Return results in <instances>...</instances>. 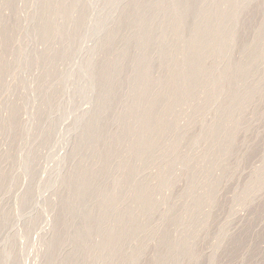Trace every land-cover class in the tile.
Masks as SVG:
<instances>
[{
  "label": "rangeland",
  "instance_id": "1",
  "mask_svg": "<svg viewBox=\"0 0 264 264\" xmlns=\"http://www.w3.org/2000/svg\"><path fill=\"white\" fill-rule=\"evenodd\" d=\"M173 1L183 0H0V264H264V0L246 24L242 45L250 52L245 58L240 46V72L232 65L239 47L223 41L242 0H193L181 29L169 13ZM192 28L206 33L178 71L177 53L193 48L179 38ZM224 67L242 80L230 76L222 93L216 84ZM193 69L200 73L176 94L167 77L180 81ZM137 87L146 94L137 96ZM150 101L156 106L144 113L163 115L152 131L140 120L134 126L128 109ZM219 150L234 153L227 160ZM204 194L221 203L208 205Z\"/></svg>",
  "mask_w": 264,
  "mask_h": 264
},
{
  "label": "bare ground",
  "instance_id": "2",
  "mask_svg": "<svg viewBox=\"0 0 264 264\" xmlns=\"http://www.w3.org/2000/svg\"><path fill=\"white\" fill-rule=\"evenodd\" d=\"M192 2H193V0H183V1H179V2H175V1H173V3H172V6H171V8H169V13L170 14H173V16L176 18V21H177V25H178V29H181L182 27H184V26H186L187 25V23H188V20H189V18H190V16H191V14H192V10H190L189 8H190V6H191V4H192ZM75 4V3H74ZM129 6H131V5H129ZM134 7V6H133ZM259 7V0H242V3H241V11L240 12H238V14H236L235 16H234V18L232 19L233 20V27H232V29H231V32H230V34H229V36L223 41V44H228L229 45V47L230 48H237V47H239V50L238 49H235V50H233V51H236L237 52V50H238V54H239V52H240V50H242L243 51V46H245V45H242V43H243V39H245L244 37H245V34H247V27H246V24H247V22H248V20H249V18H251V16L254 14V12H255V8H258ZM135 8V7H134ZM131 9V8H130ZM123 10H125V9H123ZM121 11V12H124V11ZM127 10H129V7H128V9L126 8V12H127ZM131 10H133V8L131 9ZM130 11V10H129ZM129 11H128V13H129ZM132 12V11H131ZM127 13V14H128ZM123 14V13H122ZM124 15L125 14H123V15H121V16H123L124 17ZM129 15V14H128ZM127 15V16H128ZM120 16V17H121ZM119 17V18H120ZM119 20V19H118ZM121 20V19H120ZM228 24L229 23H227V22H223L222 24H221V26H220V30L221 31H225L226 29H227V27H228ZM102 28H105V27H102ZM101 28V29H102ZM109 28V27H108ZM100 29V30H101ZM113 29V28H112ZM111 29V30H112ZM104 31L103 32H106L107 30L109 31L110 29H107L106 28V30L105 29H103ZM110 30V31H111ZM109 31V32H110ZM115 31V30H114ZM114 31H112V33L113 34H115L114 33ZM111 33V32H110ZM111 33V34H112ZM206 32L204 31V30H201V29H198V28H192L191 30H190V32H189V34L188 35H183V36H181L180 38H179V42H181L182 44H187L186 42H188V43H190V44H192L193 45V48L190 50H186V49H183L182 48V50H180L178 53H177V58H175V62L172 64V67L174 68H176V70H178V71H183V70H186V68H187V66H186V62L192 57V56H194V54H196L198 51H199V38H200V36H203L204 34H205ZM113 37V36H112ZM111 37V38H112ZM114 38V37H113ZM112 38V39H113ZM111 40V39H110ZM142 42L143 41H141V44H142ZM108 45H109V43H107ZM107 44H104V45H107ZM215 44H217L216 42H212L211 44H210V47L211 46H214ZM97 46L98 45H96V48H97ZM103 46V45H102ZM240 46H242L243 48L242 49H240ZM95 47V46H94ZM93 47V48H94ZM246 47V46H245ZM93 48H92V50H93ZM99 46H98V50H99ZM102 48V47H101ZM106 48V47H105ZM247 49H249V48H244V53H245V58L247 57L246 55L248 54L247 52H250V50L249 51H247ZM245 50L247 51V52H245ZM95 52V51H94ZM235 52V53H236ZM243 52H241V53H243ZM241 55V56H240ZM233 56V55H232ZM232 56H231V58H232ZM239 56H240V58L238 57V55H237V57H238V60H236L235 59V62H236V65H235V63L234 62H232V65L234 64V67H238L239 65H241V64H239V61H241V60H244L243 59V56H244V54L242 55V54H239ZM234 58L236 57V55L235 56H233ZM122 59H123V56L121 57ZM92 59V58H91ZM228 59H230V58H228ZM227 59V60H228ZM113 60H116L117 61V59H113ZM124 60V59H123ZM233 61H234V59H232ZM231 59L230 60H228V61H232ZM246 60V59H245ZM92 62H93V60H91ZM91 61H88V63H90ZM115 61V62H116ZM118 61H119V59H118ZM117 61V62H118ZM227 61V63H228V65H229V62ZM244 62V61H243ZM242 62V63H243ZM111 63H113V61L111 62ZM149 63H150V61H149ZM226 63V62H225ZM90 64H93V63H90ZM231 64V63H230ZM227 65V66H228ZM89 66H91V67H93L92 65H89ZM230 66V65H229ZM242 66V65H241ZM88 67V66H87ZM86 67V68H87ZM91 67H88V68H91ZM240 67V66H239ZM238 67V72H240L241 71V67L239 68ZM234 68L232 67V70H233ZM237 69V68H236ZM86 70V69H85ZM248 71V70H247ZM87 72V71H86ZM92 72V71H91ZM89 73L91 76H90V80H92V79H94V80H96V77H97V74H96V76H95V78H94V75H95V73L93 74V72L92 73ZM188 72V74H185L184 76H183V78L180 80V81H176V79H175V75H174V73L173 72H171V74L167 77V80H166V82L167 83H174V87H175V92H176V94H177V92L179 91V89H181L183 86H185L186 84H188V82H190V80L192 79V77L193 76H197V74H199L200 72H198L197 70H195V69H193V70H188L187 71ZM232 72V73H231ZM235 72H237V70H233V71H231L230 70V68L229 67H227V68H225L224 67V69L222 70V72H221V74H220V78L218 79V83L216 84L217 85V89H219L218 90V92L221 90V92L223 93V91H225V85L227 84V81L228 80H230V79H228L230 76H234V75H236V77H238V75H240V74H238V72L237 73H235ZM88 73V72H87ZM230 73L232 74V75H230ZM234 73V74H233ZM242 73V72H241ZM119 74V73H118ZM120 75H121V73H120ZM152 75L151 74H149V73H146V77H148V78H150ZM243 75H241L240 77H242ZM118 77H119V75H118ZM231 78V77H230ZM239 78V77H238ZM244 78V77H243ZM240 79V78H239ZM94 80H92V81H94ZM242 79H240V81H241ZM229 82V81H228ZM239 82V81H238ZM237 82V80L235 81V83H238ZM232 82L230 81V84H231ZM234 83V84H235ZM234 84H231V85H233L234 86ZM239 84V83H238ZM240 85H241V82H240ZM232 86V87H233ZM238 86L239 85H237V89H238ZM232 87H230V88H232ZM138 89L136 90V92H134L135 94H137V96L138 95H143V94H146V92H147V89L146 88H144V87H137ZM201 88H203V87H201ZM236 88V87H235ZM136 89V88H135ZM200 89V88H199ZM134 90V89H133ZM203 90V89H202ZM213 90V89H212ZM212 90H211V92H212ZM215 90H216V88H215ZM238 90H240V87H239V89ZM238 90H236V92H239ZM253 90V89H252ZM257 90H259V89H257ZM260 90H262V89H260ZM206 91V90H205ZM205 91H204V93H205ZM217 91V90H216ZM227 91V90H226ZM254 91V90H253ZM199 92V91H198ZM213 92H214V90H213ZM221 92H220V94L219 95H221ZM250 92H251V90H250ZM254 92H256V91H254ZM260 92V91H259ZM258 92V93H259ZM264 92V90L263 91H261V93H263ZM119 92H115V95H119L118 94ZM207 93H208V91H207ZM235 93V92H234ZM247 93L248 92H246V94H245V96H247ZM252 93V92H251ZM131 94H133V93H131ZM198 94V93H197ZM200 94H201V92H200ZM199 94V95H200ZM217 94V93H216ZM225 94V93H224ZM232 94V93H231ZM236 94V93H235ZM235 94H233L234 96H237V94L235 95ZM260 94V93H259ZM264 94V93H263ZM262 94V95H263ZM213 95H215L214 93H213ZM226 95V94H225ZM261 95V96H262ZM202 96V95H201ZM206 96V95H205ZM218 96V95H217ZM248 96H249V98L251 99V96L249 95V93H248ZM247 96V97H248ZM261 96H257V94H256V96H255V94H254V97L256 98V97H261ZM264 96V95H263ZM131 97H132V95H131ZM133 97H134V95H133ZM132 97V98H133ZM200 97V96H199ZM198 97V98H199ZM204 97V95L202 96V98ZM208 97V96H207ZM212 97L213 96H210V98L212 99ZM135 98V97H134ZM201 98V99H202ZM215 97H213V99H214ZM218 98V97H217ZM216 98V100H218L219 99V101H218V103L220 104V103H222L224 100L222 99V97H221V99L223 100L222 102H220L221 101V99L220 98H218L217 99ZM227 98V97H226ZM244 98H246V97H244ZM249 98H247L248 100H249ZM252 98H253V95H252ZM254 98V99H255ZM174 99H175V95H174V97L173 96H171L170 95V97H168V99L166 100V101H164V105H168V104H170L171 102H173L174 101ZM201 99H200V101H201ZM225 99V98H224ZM230 99V98H229ZM235 98H233V100H234ZM247 99H245V100H247ZM216 100H214V102H216ZM228 101H229V103H228ZM230 101H232L231 99L230 100H227L226 99V102L230 105ZM226 102L224 101V104H226ZM217 103V102H216ZM215 103V104H216ZM231 103H233V102H231ZM217 105V109H218V106L220 107V106H222L223 104H221V105ZM227 104V105H228ZM229 105L227 106V108L229 107ZM156 106V101H150V103H147V104H145L143 107H142V109H133V108H131V107H128V109H132V113L134 114V115H132V118H133V116H134V120H135V124H134V126H136V120H140L139 122H140V124H138V126H141V124H144L143 125V130H144V128H146V130L148 129V131L150 130L149 128L151 127V128H153V126H155L157 123H159V121H162V119L160 120V118H162L161 116H163V115H161V114H159V113H156V114H154V115H152V116H148L147 114H145L144 113V111H146V110H148V109H152V108H154ZM231 106V105H230ZM220 108H222V107H220ZM224 108H225V105H224ZM240 108H242L241 106H240ZM243 108H244V106H243ZM242 108V109H243ZM241 109V110H242ZM219 110V109H218ZM223 111H224V109H223ZM174 112V111H173ZM172 112V113H173ZM171 114V113H170ZM175 114V113H174ZM173 115V114H172ZM187 116H189V115H187ZM137 117V118H136ZM142 117H144L145 118V120H147V119H149L148 121H146L145 123L141 120V118ZM173 117H174V115H173ZM193 117V116H192ZM170 118H172L171 117V115H170ZM189 118H191V117H189ZM164 119V118H163ZM167 119H168V117H167ZM238 119H239V116H238ZM169 120V119H168ZM172 120H175V119H173L172 118ZM184 120V119H183ZM187 120H189V119H186V121ZM230 120V119H229ZM232 120V119H231ZM235 120V119H234ZM234 120H232L231 121V123L234 121ZM132 121H133V119H132ZM150 121V122H149ZM185 121V122H186ZM190 121V120H189ZM187 122V123H189L190 124V122ZM148 122V123H147ZM165 122V121H164ZM170 122V121H169ZM194 121H192V123L189 125V127L190 126H192V124H194L193 123ZM229 122V121H228ZM235 122H237V121H235ZM235 122H234V124H235ZM239 122H240V120H239ZM187 123H184V124H186V125H188ZM132 124V125H133ZM183 124V123H182ZM239 123H237V125H238ZM151 125H153V126H151ZM158 125V124H157ZM156 125V126H157ZM186 125H184V126H186ZM133 127V126H132ZM133 129V128H132ZM136 129H138L137 127H136ZM140 129V128H139ZM155 129V128H154ZM188 129V128H187ZM145 130V131H146ZM134 131H135V129H134ZM150 131H152V130H150ZM133 133V132H132ZM236 133H238V130H237V132ZM212 135V134H211ZM235 135V134H234ZM81 136V135H80ZM135 136V135H134ZM213 137H214V135H212ZM82 137V136H81ZM137 137V136H136ZM184 137H186L185 135H184ZM211 137V136H210ZM234 137V138H233ZM235 137H237V134L235 135V136H232L231 138L232 139H236L237 140V138H235ZM182 138H183V136H182ZM231 138H230V140H231ZM94 139H96L95 137H94ZM145 139V138H144ZM148 139V138H147ZM151 140V139H150ZM149 140V141H150ZM183 140H185V139H183ZM235 140V141H236ZM92 141H94V140H92ZM147 141V140H146ZM230 143H231V141H229ZM229 142H228V144H229ZM144 143V142H143ZM151 143V142H150ZM150 143H149V145H150ZM179 143V142H178ZM178 143H176V144H178ZM232 143H235L234 141H232ZM174 144V143H173ZM238 144V143H237ZM245 144V143H244ZM134 145V144H133ZM145 145H147V144H145ZM152 145V144H151ZM154 145V144H153ZM175 145V144H174ZM182 145V144H181ZM180 145V146H181ZM219 145V144H218ZM222 145H224L223 143H222ZM230 145V144H229ZM229 145H228V147H229ZM233 145V144H232ZM243 145V144H242ZM250 144H248V145H245V146H249ZM141 146V145H140ZM180 146H177V149L176 150H174V151H178V148L180 147ZM215 146H217V145H215ZM221 146V143H220V145L218 146V147H220ZM129 147H131L132 148V145H130ZM134 147V146H133ZM150 147V146H149ZM218 147H217V149H218ZM223 146H221L219 149H221ZM225 147V146H224ZM244 147V146H243ZM151 148V147H150ZM152 148H153V146H152ZM152 148H151V150H152ZM170 148V147H169ZM175 148V147H174ZM226 148V147H225ZM249 148V147H248ZM250 148H251V146H250ZM140 149V148H139ZM170 149H173V148H170ZM222 149H224V148H222ZM227 149H229V148H227ZM226 149V150H227ZM247 149V148H246ZM145 150V149H144ZM147 150H149V148L148 149H146V151ZM151 150H150V152H151ZM213 150L214 151H218V150H216V147H215V149H214V147H213ZM231 147H230V149H229V152L231 153ZM233 150H234V148H233ZM241 150H243L242 148H241ZM240 150V151H241ZM249 150V149H248ZM145 151V152H146ZM173 151V152H174ZM221 151H224V150H219V152H221ZM228 151V150H227ZM237 151H238V149H237ZM172 152V151H171ZM175 152V153H176ZM208 152V151H207ZM218 152V153H219ZM225 153H226V151H224ZM247 152V151H246ZM245 152V153H246ZM250 152V151H249ZM178 153V152H177ZM176 153V154H177ZM203 153H205V150H204V152ZM222 153V152H221ZM220 153V154H221ZM224 153V154H225ZM228 153V152H227ZM225 154V157H226V155H228V156H231L234 152H232V154ZM242 154L243 153V151H242V153H240L239 151L236 153V154ZM202 154V153H201ZM207 155L209 154V153H206ZM223 154V155H224ZM244 154V153H243ZM243 154L241 155V157H239V158H243L242 156H243ZM249 154V153H248ZM102 155V154H101ZM145 155H147V154H145ZM235 155V154H234ZM103 156V155H102ZM130 156H131V154H130ZM201 156V155H200ZM239 156V155H238ZM245 156V155H244ZM139 157V156H138ZM142 157V156H141ZM202 157H209V156H203V154H202ZM202 157H199V158H202ZM222 157V155H221V157H218L217 159H219L220 161H221V159L223 158V159H225L226 160V158H227V160L229 159V158H232V157ZM125 158V157H124ZM124 158H122V160H123V162H125L124 160H127L128 159V157H126L125 159ZM134 158V157H133ZM136 158V157H135ZM210 158H211V156H210ZM121 159V158H120ZM129 159H130V157H129ZM128 159V160H129ZM222 159V160H223ZM245 159V158H244ZM202 160H203V158H202ZM201 160V161H202ZM205 160H210V159H205L204 158V161ZM211 160H212V158H211ZM243 160V159H242ZM208 161H206V162H208ZM239 161H241V160H239ZM119 162H121V160L119 161ZM118 162V163H119ZM122 162V163H123ZM128 163L130 162H132V160L131 161H127ZM203 162V161H202ZM218 162V161H217ZM228 162V161H227ZM126 163V162H125ZM221 162H219V164H220ZM210 164H213L212 163V161H210V163H209V165ZM225 164H228V163H224L223 164V166L225 165ZM230 164V163H229ZM121 166H122V164H120ZM120 165H119V167H120ZM131 165V164H130ZM207 165H208V163H207ZM215 165H218V163H216ZM127 164H126V166H123V167H121V169H123L124 167L125 168H127ZM221 166V165H220ZM227 166V167H226ZM225 166V168H228L229 166L228 165H226ZM241 166V165H240ZM208 167V166H207ZM211 167H212V165H211ZM214 168L216 167V166H213ZM236 167V166H235ZM209 168V169H208ZM207 169V174H209V173H211L212 171H211V169L213 170V168H210V166L208 167ZM221 169L223 168V167H220ZM237 168H239L238 167V165H237V167H236V169ZM119 169V168H118ZM235 169V168H234ZM235 169V170H236ZM241 169V168H240ZM127 170V169H126ZM209 170L211 171V172H209ZM125 171V170H124ZM237 171V170H236ZM239 171V170H238ZM235 172V171H234ZM235 173H237V172H235ZM65 175V174H64ZM65 176H63V178H64ZM69 176H67V178H68ZM121 177V176H120ZM65 179V178H64ZM123 179H124V176H123ZM118 180V179H117ZM64 181V180H63ZM62 181V183L64 184L65 182H66V179H65V182H63ZM115 181V180H114ZM119 181V180H118ZM117 181V182H118ZM119 183L121 184L122 182H118L117 184L119 185ZM264 183V182H263ZM263 183H261L262 184V186L261 187H264L263 185ZM114 184V183H113ZM203 184V183H202ZM204 184H206V182L204 181ZM114 185H116V184H114ZM123 185V184H122ZM117 186V185H116ZM116 186H115V188H112L113 190L114 189H116ZM119 186H121V185H119ZM129 186V185H128ZM137 186V184H135V183H133L131 186H129L131 189H135V187ZM201 186H203L202 188H205V187H207V185H205V187H204V185H200V187ZM211 186H213V184L211 185ZM214 186H217L216 184L214 185ZM259 186V189H260V185H258ZM114 187V186H113ZM138 187V186H137ZM201 188V189H202ZM213 188H215V187H213ZM111 189V190H112ZM119 189V188H118ZM218 189V188H217ZM257 189H258V187H257ZM256 189V190H257ZM257 190V191H260V190ZM128 190H130V189H128ZM127 190V191H128ZM204 190V189H203ZM206 190V189H205ZM215 190V189H214ZM131 191L132 190H130V193H131ZM207 191V190H206ZM217 191V190H216ZM109 192V194H111V192L110 191H108ZM133 192V191H132ZM209 192V191H208ZM213 192V191H212ZM215 192V191H214ZM256 192V191H255ZM254 192V193H255ZM261 192V191H260ZM114 193V192H113ZM126 193H128V192H126ZM134 193V192H133ZM196 193V192H195ZM198 193V192H197ZM197 193H196V195H197ZM204 193H206L205 191H204ZM216 193V192H215ZM252 194V195H255V194ZM137 193L135 192V195H136ZM139 194V193H138ZM137 194V195H138ZM202 194V193H201ZM208 194V193H207ZM207 194H204L205 196L207 195ZM216 194H218V193H216ZM107 196H109L108 194H106ZM115 196L117 195V194H114ZM128 195V194H127ZM126 195V196H127ZM196 195H193V196H195V197H193V198H195L194 200H196L197 199V201L198 202H201V201H199L198 200V198L196 197ZM204 195H202V196H204ZM221 195V194H220ZM114 196V197H115ZM125 196V197H126ZM130 196V195H129ZM132 196V195H131ZM139 197L141 196V195H138ZM197 196H199L200 197V195H197ZM205 196H204V198H205ZM209 196H211V193H209ZM208 195H207V199H205V200H209L210 199V197H209ZM251 196V195H250ZM105 196H103V198H104ZM110 197H111V195H110ZM113 197V196H112ZM111 197V198H112ZM136 197V196H135ZM254 196H252V198H253ZM138 197H136V199H137ZM141 198V197H140ZM201 198V197H200ZM199 198V199H200ZM209 198V199H208ZM217 198H219V197H217ZM217 198H216V200H217ZM127 198H125V200H126ZM129 199V198H128ZM250 199H251V197H250ZM104 200H105V198H104ZM103 200V201H104ZM109 200V199H108ZM193 200V201H194ZM201 200V199H200ZM203 200V199H202ZM214 201V202H216L217 203V201L218 202H220L221 203V200H220V198L217 200V201H215L214 200V198L212 199L211 198V201ZM220 200V201H219ZM252 201H253V199H251ZM106 201H107V199H106ZM110 201V200H109ZM113 201V200H112ZM128 201V200H127ZM197 201H195V202H197ZM211 201L209 200L208 201V205L211 203ZM213 201H212V203H211V205H213ZM252 201H251V203H252ZM105 202V201H104ZM114 202V201H113ZM112 202V203H113ZM117 202V204H115V203H113V205L115 204V205H118V201H116ZM210 202V203H209ZM249 202V201H248ZM105 203H108V202H105ZM109 204H111V203H109ZM108 204V205H109ZM152 204V203H151ZM150 204V205H151ZM215 204V203H214ZM112 205V204H111ZM207 205V206H208ZM217 205H219L220 206V204H217ZM131 206V205H130ZM139 207H140V205H138ZM138 206H135V207H138ZM142 206V205H141ZM154 206V205H153ZM215 207H214V211H215V208H216V204L214 205ZM219 206H218V208H219ZM134 207V206H133ZM142 207H144V206H142ZM141 207V208H142ZM147 207V206H146ZM146 207H144V208H146ZM221 207V206H220ZM91 208V207H90ZM93 208V207H92ZM94 208H95V206H94ZM212 208H213V206H212ZM217 208V209H218ZM111 209H113L112 207H111ZM126 209H127V207H126ZM126 209H125V211H126ZM130 210H131V208H129ZM137 209V208H136ZM208 209H209V206H208ZM207 209V210H208ZM93 210V209H92ZM113 210H116L117 211V208H115V209H113ZM112 210V211H113ZM138 210V209H137ZM137 210H134V211H136V212H138ZM147 210H149V209H146V211L145 212H147ZM211 212H212V209H209ZM90 212H91V210H89ZM112 211H110L111 213H112ZM132 211V210H131ZM210 211H208V213L210 212ZM128 212H129V210H128ZM216 212V211H215ZM110 213V214H111ZM130 213V212H129ZM133 213H135V212H132V214ZM140 213V212H139ZM114 214V213H113ZM112 214V215H113ZM211 214V213H210ZM210 214H207V215H210ZM214 214V213H213ZM111 215V216H112ZM169 215V214H168ZM115 216V215H114ZM211 216H212V214H211ZM112 218V217H111ZM114 218V217H113ZM118 219L120 218L119 216L117 217ZM122 218V217H121ZM120 218V219H121ZM130 218H132V217H130ZM134 218V217H133ZM210 219V217H206V220L207 219ZM214 217H212V219L211 220H214L213 219ZM117 219V220H118ZM127 219H129V217L127 218ZM126 219V223H127V220ZM207 220V222H206V220H204V224H208V221H210V220ZM135 219H133V221H134ZM121 222L122 221H124V219L122 220H120ZM120 221H119V223H120ZM129 221H130V219H129ZM129 221H128V224H129ZM136 221H137V218H136ZM115 222H116V220H115ZM125 222V221H124ZM135 222V221H134ZM133 222V223H134ZM138 222V221H137ZM213 222V221H212ZM212 222H210V223H212ZM118 223V224H119ZM131 223H132V220H131ZM124 223H122V225H123ZM128 224H126L127 226H128ZM135 224V223H134ZM54 225H55V223H54ZM113 225H115V224H113ZM203 225V224H202ZM56 226V225H55ZM135 226H136V224H135ZM207 226V225H206ZM57 227V226H56ZM114 227V226H113ZM122 227V226H121ZM132 227V226H131ZM164 227V226H163ZM204 227V226H203ZM119 229H120V226L118 227ZM107 229H109V226H108V228ZM106 229V230H107ZM115 229V228H114ZM118 229V230H119ZM197 229V228H196ZM205 229V228H204ZM124 230H126V229H124ZM145 230V229H144ZM197 230H199V229H197ZM111 231H112V229H111ZM111 231H109V232H111ZM117 231V230H116ZM196 231V230H195ZM200 231V230H199ZM114 233H115V230L113 231ZM119 232V231H118ZM198 231H196V233H197ZM110 234L108 237H107V239L106 240H108V238L110 239V241H111V238H112V236H114V238H115V234ZM124 233V232H123ZM199 233V232H198ZM105 234H106V232H105ZM120 234H122L121 232H120ZM120 234H118L119 236H120ZM194 234V233H193ZM193 234H192V238H193ZM107 235V234H106ZM116 235H117V233H116ZM162 235V234H161ZM160 233H159V238H160ZM195 235V234H194ZM102 236H104V232H103V235ZM114 238H112L113 240H114ZM116 240H118L119 238H118V236H116ZM120 238H121V236H120ZM122 238H123V234H122ZM161 238H162V236H161ZM195 238H197V236H195ZM55 239V238H54ZM105 239V238H104ZM156 239H157V237H156ZM191 239V238H190ZM198 239V238H197ZM197 239H191V240H193L192 242H195ZM101 240H103V238L102 239H100V241L99 242H101ZM106 240H104V241H106ZM158 240H160V239H158ZM162 240L164 241L165 240V238L163 239L162 238ZM195 240V241H194ZM104 241H102L103 243H104ZM161 241V240H160ZM162 241V242H163ZM107 242V241H106ZM117 242H119V244L118 243H114L116 246H117V244H118V246L120 247L122 244H120L122 241H120V240H118ZM191 242V241H190ZM110 242H108V244H109ZM123 243V242H122ZM157 243V242H156ZM99 244V243H98ZM101 244V243H100ZM99 244V245H100ZM107 244V245H108ZM111 244V243H110ZM159 244V243H158ZM98 245V247H102L103 245L101 244V246H99ZM105 245V244H104ZM106 245V246H107ZM112 245V244H111ZM110 245V246H111ZM116 246H114V245H112L111 246V249H114ZM117 246V247H118ZM86 248H87V246H85ZM97 247V248H98ZM114 247V248H113ZM222 247V246H221ZM96 248V247H95ZM94 248V249H95ZM108 249H110L109 248V245H108V247H107ZM220 248V247H219ZM110 249V250H111ZM91 250H92V248H91ZM90 250V251H91ZM104 250V249H103ZM118 250V248L116 249V251ZM120 250H121V248H120ZM189 250H191V249H189ZM88 251H89V249H88ZM99 251H101V253H103L102 252V250L100 249V250H98V253H99ZM107 251V250H106ZM109 251V250H108ZM115 251V252H116ZM123 250H121V251H119L120 253L122 252ZM195 251V250H194ZM92 252V251H91ZM90 252V253H91ZM110 252V251H109ZM109 252H105V250H104V254L105 253H109ZM114 252V251H113ZM114 252V253H115ZM119 252H117V254L119 253ZM190 253V256H191V258H193L195 255V253L197 252V250H196V252L195 253H193L192 251V253H193V255L191 254V252L190 251H187L186 253ZM86 253H87V249H86ZM92 253H97V251H95V252H92ZM111 253H112V251H111ZM114 253H112L113 254V256H114ZM188 253V254H189ZM199 253V252H198ZM110 254V253H109ZM135 254H137V255H139L138 253H135ZM135 254H133L134 256H137V255H135ZM197 254V253H196ZM200 254V253H199ZM198 254V255H199ZM91 255V254H90ZM95 255V254H94ZM97 255H99V254H97ZM120 255V254H119ZM119 255H117V257H116V255H115V257H113V259H115V258H118L119 257ZM121 256V255H120ZM201 256V255H200ZM200 256H198L199 258H201ZM109 257V256H108ZM197 257V255L195 256V258ZM112 258V257H111ZM112 260V259H111ZM196 260H198V258L196 259Z\"/></svg>",
  "mask_w": 264,
  "mask_h": 264
}]
</instances>
